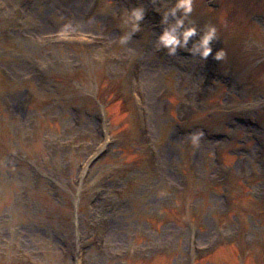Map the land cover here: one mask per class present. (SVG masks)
Here are the masks:
<instances>
[{
    "label": "rangeland",
    "instance_id": "rangeland-1",
    "mask_svg": "<svg viewBox=\"0 0 264 264\" xmlns=\"http://www.w3.org/2000/svg\"><path fill=\"white\" fill-rule=\"evenodd\" d=\"M175 4L0 0V264H264V0Z\"/></svg>",
    "mask_w": 264,
    "mask_h": 264
},
{
    "label": "clouds",
    "instance_id": "clouds-1",
    "mask_svg": "<svg viewBox=\"0 0 264 264\" xmlns=\"http://www.w3.org/2000/svg\"><path fill=\"white\" fill-rule=\"evenodd\" d=\"M177 9H183L185 13L191 12L192 10V0H176L175 6L170 10L173 14L176 13ZM144 15V11L142 8L137 7L132 9V17L135 21H139L142 19ZM184 23L182 18H179L176 20L175 25H173L169 29H165L159 36L160 42L165 46L168 47L169 52H175L177 46L181 43L180 38L176 35V28L178 26H182ZM134 29H138L139 25L134 24ZM196 32V29L194 27H189L187 29H184L182 32L183 40L186 43L187 40L194 35ZM216 33V28L214 26H209L207 32L203 34V36L200 39V43L203 46L200 54L204 57H207L209 53L212 52V47L210 45V41L214 38ZM124 39H127V37H124ZM223 55L222 51H218L216 53V58H219ZM193 143H196L198 140V136L193 135Z\"/></svg>",
    "mask_w": 264,
    "mask_h": 264
},
{
    "label": "trees",
    "instance_id": "trees-1",
    "mask_svg": "<svg viewBox=\"0 0 264 264\" xmlns=\"http://www.w3.org/2000/svg\"><path fill=\"white\" fill-rule=\"evenodd\" d=\"M80 45H85V44H81L80 43ZM119 104L121 105V106H123V104H122V102L119 100ZM120 112H122L123 114H126V112L123 110V107H122V109L120 108Z\"/></svg>",
    "mask_w": 264,
    "mask_h": 264
}]
</instances>
